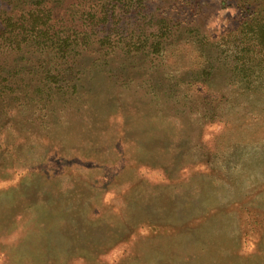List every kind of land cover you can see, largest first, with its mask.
Segmentation results:
<instances>
[{
	"label": "rangeland",
	"instance_id": "obj_1",
	"mask_svg": "<svg viewBox=\"0 0 264 264\" xmlns=\"http://www.w3.org/2000/svg\"><path fill=\"white\" fill-rule=\"evenodd\" d=\"M41 1L63 36L103 5ZM123 2L113 39L163 25L158 50L0 56V264H264V51L239 0Z\"/></svg>",
	"mask_w": 264,
	"mask_h": 264
},
{
	"label": "trees",
	"instance_id": "obj_2",
	"mask_svg": "<svg viewBox=\"0 0 264 264\" xmlns=\"http://www.w3.org/2000/svg\"><path fill=\"white\" fill-rule=\"evenodd\" d=\"M20 1L22 0H12L8 3L13 5L9 14L0 11V56L16 57L22 54L23 49L34 48L41 53H48L54 59H66L69 56L72 57L78 46L92 47L94 44L106 49H126L133 46L132 49L137 50V52H141L146 45V47H151L155 51L160 48L159 41L169 34L167 32L168 28L162 25L161 31L149 33L148 36H143V39L141 37L135 39L126 36L114 40L112 32L107 26L109 23L114 24L109 20V17H111L110 10H116L120 4H124V0H100V2H103L101 10L88 15L89 31L63 36V32L55 29V25L52 24V12L50 10L46 11L48 8L41 0H32L30 4L17 3ZM129 1L131 7L136 6V8L140 7L142 2V0ZM238 6L242 14V21L236 38L238 39L239 36L245 37L248 42L253 41L264 51V0H239ZM116 19L114 17L112 21ZM232 36H235V34ZM99 58L104 61L103 57ZM56 78L57 76L48 71L45 80L51 84ZM45 87L47 86L45 85ZM2 92H5V90H2ZM77 93L76 85L67 90V94L71 98ZM40 218L41 216L38 219L41 220ZM32 237L35 239V233ZM175 243L176 241L172 247L174 252L178 249V243ZM174 252L170 251L167 255Z\"/></svg>",
	"mask_w": 264,
	"mask_h": 264
}]
</instances>
